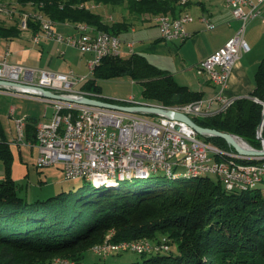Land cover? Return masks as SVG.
<instances>
[{
	"label": "trees",
	"instance_id": "1",
	"mask_svg": "<svg viewBox=\"0 0 264 264\" xmlns=\"http://www.w3.org/2000/svg\"><path fill=\"white\" fill-rule=\"evenodd\" d=\"M19 2L41 6L42 13L55 23L86 22L115 35L131 21L108 23L99 13L79 5L125 4L136 16L168 11L178 16L183 12L175 0ZM30 25L32 31L39 29L33 21ZM20 31L16 25L0 24V37L19 36ZM122 75L142 83L143 101L174 106L204 97L202 91L180 84L171 73L139 53L105 57L82 88L99 95L98 80ZM253 97L264 101V58L257 67L255 87L249 96L236 98L214 115L193 119L202 126L236 134L261 148L257 127L264 106ZM26 136L36 141V129L32 133L26 131ZM201 137L225 150H233L222 137ZM0 158L6 169V177L0 182V264H56L55 257L84 262L90 249L103 242L109 233L114 242L157 240L161 236L170 239L169 250L140 252L143 259L131 264H264V193L260 184L246 190H229L218 176L214 179L210 174L169 178L158 173L146 179H133L131 184L123 181L126 183L123 189L122 183L118 188H95L84 180L77 188L30 201L19 195L17 183L11 177L13 157L1 119Z\"/></svg>",
	"mask_w": 264,
	"mask_h": 264
},
{
	"label": "built area",
	"instance_id": "2",
	"mask_svg": "<svg viewBox=\"0 0 264 264\" xmlns=\"http://www.w3.org/2000/svg\"><path fill=\"white\" fill-rule=\"evenodd\" d=\"M226 5L242 21V26L197 66V72L207 74L217 88L212 97L166 106L139 101L131 95L116 103L171 108L192 118L211 116L230 106L238 98L227 94L231 72L242 52L250 50L245 38L248 22L260 18L264 23V0H236V5H229L228 0ZM0 15L6 16L12 22L28 23V30L31 29V21L38 24L39 29L32 32L34 43L39 44L44 38L50 39L59 44L76 47L90 55L87 60L90 73L84 75L73 70L60 72L13 62L7 58L9 51L0 58V80L21 83V86H0L1 91L32 95L54 107L51 117L37 122L34 141L38 147L37 167L60 164L67 180L115 179L117 176L135 173L150 176L174 169L204 170L214 172L229 190L243 186L247 181H259L264 177V156L243 155L235 150L224 151L203 139L193 127L182 120L162 114L151 118L147 115L152 113L130 112L42 94L41 87L75 99L82 96L99 99L98 94L83 89L82 85L93 76L95 68L105 57L122 55V39L112 33H103L100 29H80L61 34L56 29H51V24L41 25L36 17L10 11L9 2L0 4ZM107 17L112 22L117 21L114 14H108ZM202 19L208 29L215 27L210 18L202 16ZM193 20L190 17H170L154 22L159 28L162 40L184 41L190 36L185 24ZM126 45L133 49L132 41ZM253 98L264 106V101ZM215 102L219 104L217 108H214ZM44 116H47L46 110ZM15 122L18 131L17 143L23 142L27 120L22 117ZM237 139L242 146L250 147L246 140L240 137ZM28 143L31 145L33 141ZM261 144L264 147V140ZM169 241L167 236H161L157 240L140 238L112 241L92 251L104 257L122 250H132L140 254V251L170 249ZM57 264L85 263L65 259Z\"/></svg>",
	"mask_w": 264,
	"mask_h": 264
},
{
	"label": "crops",
	"instance_id": "3",
	"mask_svg": "<svg viewBox=\"0 0 264 264\" xmlns=\"http://www.w3.org/2000/svg\"><path fill=\"white\" fill-rule=\"evenodd\" d=\"M198 1L199 11L196 13L197 18H194L193 21L185 24L186 30L188 31L190 36L184 41L168 42L162 40L160 38V32H158L157 37L152 38V34L149 33V30H147L149 28H139V26L136 25L137 19L131 21V24L127 28L122 30L118 34V36L123 41V56H130L133 53H139L145 56L152 64L171 73L176 81L180 84L187 85L192 90L202 91L204 94L203 99H207L212 97L216 93L217 88L207 74H199L197 72V64H199L202 59L222 46L238 30L237 29L236 31H234L230 29L231 21L234 20L236 23L240 20L233 15L231 8L225 6L224 3L219 6L218 3H216V0ZM192 5V1L189 0L186 5L182 6L180 11L189 12L190 10H192ZM98 6H101V4H95L92 9L95 10ZM22 7L23 6H20L18 9H22ZM104 7L105 5L101 8ZM140 15H138V17H140ZM203 15L210 18V20L215 24L214 28H206V22L202 19ZM144 18L145 20H143L144 22H142L143 27H150L151 25L157 26L154 21H150L148 19L147 15L144 16ZM122 19L123 21H127L125 18ZM139 19L142 20L141 18ZM261 23L264 25L262 21ZM0 24L10 27L16 25V22L14 23L7 17L0 15ZM262 24L256 23L254 24V26ZM77 25L75 24V26H73V24L69 22L55 23L54 29H56L57 31V26H59V28L69 31L66 33H73L78 30ZM139 30H142L140 34L141 38H133L132 36L134 35L135 37ZM29 31L30 33H32V30ZM122 33L123 35H121ZM22 34L23 32L20 33L19 36L4 38L6 40V46L10 47V49H7L9 53L14 52V50H12V46L15 44V41L17 42L18 40H20ZM44 40V42L39 43L41 45V50L44 49L45 42H47L48 44L50 43V39L47 40L44 38ZM129 41L133 42L132 50L126 45V43ZM247 42L250 45V50L242 52L241 57L234 65L231 72L227 94L232 97L249 96L251 94L255 87V74L253 83L251 81L252 75L248 74L247 68H249L251 71L254 70L255 67L258 66L260 61L264 58L263 56L261 59L255 60V56L252 55V52L258 46V37H256L254 32H249V39L247 40ZM1 56L2 53H0V57ZM7 56H10V54ZM254 60L255 62H259L256 66V63L254 64ZM0 93H3L2 95L6 98L4 102L0 103V119L3 131L5 133V139L9 143V148L13 157L11 165V177L17 183V186L19 188L22 186L23 182H30L32 164L37 167L36 159L38 156V147L36 146L35 142H33L31 145L28 143V141H31V138L26 136V131L32 133L37 127V122L51 117L54 111V107L50 105L51 110L49 112L47 107H45L43 112L45 113L46 110L47 116H44L42 115L43 112L41 111V107L46 106V103L43 100L34 97L15 95L10 92L1 90ZM25 99H30L34 102L30 103ZM218 106L219 104L215 102L214 108H217ZM6 107L9 108V116H11V118L13 119L15 126L16 119L22 117L31 118L30 123L32 125H27V123L25 125V137L23 142L17 143L16 135H8V132L6 131L2 119V116L6 117V115H3V113H1L6 112V110L4 109ZM5 177V164L4 161L0 158V182L4 180Z\"/></svg>",
	"mask_w": 264,
	"mask_h": 264
},
{
	"label": "rangeland",
	"instance_id": "4",
	"mask_svg": "<svg viewBox=\"0 0 264 264\" xmlns=\"http://www.w3.org/2000/svg\"><path fill=\"white\" fill-rule=\"evenodd\" d=\"M6 1L9 2L10 0H6ZM12 1H14V2H12V4H14L13 6H15V0H12ZM191 1L193 4L192 5L193 7H192V10H190L189 12L195 18H197L196 13L199 11V9H198L199 8V1L198 0H191ZM227 1L228 0H216V3H218L219 6L223 3L225 6H227L226 5ZM94 3H96V2L81 3L79 6L80 7L85 6L88 9L92 10V4H94ZM20 4L23 6L22 10H26V11H29V10L35 11L36 10L37 12H41V13L43 12L41 6H39V5H36L33 3L23 5L21 2H20ZM97 4H101V6H98L94 10V12L99 13L105 22L114 23L108 19V17H107L108 14H114L115 17L117 18V21H123L122 18H125L127 21H134L135 19H137L136 25L139 26V28H149L147 30H149V33L152 34L151 37L152 38L157 37V34L159 32L158 31L159 28H157L156 25H151L150 27H146V26L143 27L142 26L143 25L142 22H144L143 20H145L144 16L150 15L149 13L142 14V15H140V17H138V16L132 14L129 11L127 5H125V4L120 5V6L108 5L110 7L105 5L104 8H101L102 6H104V4H102V3H97ZM139 18H141L142 20H140ZM252 21H253V23H252ZM56 23H58V22H56ZM84 23H86V22H84ZM256 23L262 24L260 18L249 21L247 26H246V31H245V38L247 40L249 39V32L250 31L254 32L256 37H258V43H257L258 46L252 52V55L255 56V60L261 59L264 56V25L262 24V25L254 26V24H256ZM72 24H73V26H75V24H77V23H72ZM16 25L21 30L20 33L23 32V34H22L20 40H18L17 42L16 41L14 42L15 44L12 46V50H14V52H10V56H7V58L10 61L18 62V63L25 64L28 66H32L35 68H45V69H50V70L60 71V72H69L70 70H73L74 72H76L77 74H80V75L90 73V70L88 69V67L86 65L87 60L90 58L89 54L82 52L81 50L77 49L76 47H73V46H70L67 44H59L53 40H50L49 44L47 42H45L44 43V49L41 50L40 49L41 45L34 43V41L32 39V35H31L32 33H30V31L28 29L22 28V26H20L19 23H16ZM240 26H242V21L235 23V21L233 20V21H231L230 29L236 31L237 29L240 28ZM30 30H32V29H30ZM142 30H139L138 33L136 34V36L134 37V35H133L132 37L140 39L141 38L140 34H141ZM57 31L61 34H67L66 32H69V31H66V30L59 28V26H57ZM121 35H123V33ZM44 41L45 40L43 39V41H41V42H44ZM168 42H172V41H168ZM17 44H18V46H17ZM7 49H10V47L6 46V40L4 38L0 37V51H1L0 53H2L1 57H4ZM255 60H254V64L256 63L255 64V66H256L259 62H255ZM258 61H260V60H258ZM256 67H258V66H256ZM256 67L252 71L249 68H247L248 74L252 75L251 81L253 83H254V74H255V71L257 69ZM98 84L101 86V92L99 94V97L114 100V102H112V103L117 104L116 101H118V102L123 101L131 95L134 96L136 100L143 101V97H142L143 85H142V83L132 80L129 75H122V76L110 78V79H101V80H98ZM18 86H20V85H18ZM2 94L3 93H0V103L4 102L6 99ZM56 94H58V93H56ZM15 95H17V94H15ZM59 95H61V94H59ZM22 96H25V95H22ZM26 96L36 98L35 96H32V95H26ZM52 98H55V97H52ZM99 99H101V98H99ZM25 100H27L30 103L34 102V101H31L30 99H25ZM101 100H103V99H101ZM45 107H47L48 112L51 110V106L46 104V106L41 107L42 112H43ZM4 109L6 110V112H1V113H3V115H6V117L2 116V119H3L4 126L6 128V131L8 132V135L11 134V135H16V137H18L17 128L14 124L13 119L11 118V116H9V108L6 107ZM263 110H264V107H263ZM42 115H44V112L42 113ZM147 116L151 117V118L158 117L157 114H150ZM9 128H10V130H9ZM238 137H240V136L237 135V138ZM240 138H242V137H240ZM221 149L224 151H227V152H233L234 151V150H231V151L225 150L223 148H221ZM226 156L231 157L229 155H226ZM210 177L217 179L216 174H210ZM30 179H31L30 182L25 181V182H23V184L21 183L22 186L18 188L19 195L27 198L30 201L36 200V199H47V198L54 196V195H57L63 191H69L71 189H74V188L81 186L83 181H84V179H76V180L65 179V176L63 173V168L60 164L49 165V166L40 167V168L36 167L35 165L32 164V171H31ZM85 181H88V180L85 179ZM123 181H127V184H131L133 182V179L120 180V181H118L119 182L118 185L104 186V187H110V188L111 187H117L118 188V186ZM124 184H126V183H122L120 186L122 189H123ZM99 187H101V186H99ZM259 187L262 188V192L264 193V182L263 183L261 182ZM107 236H110V237L107 238ZM111 236H112V233H109L106 235L105 239L107 238L110 241ZM105 239L103 242H100V244L104 243L107 240V239L106 240ZM96 245L97 244H95L92 247V249H90V251L88 252V255H87V257L83 263H85V264H131L134 261H141L143 259L141 254H139L135 251H132V250H122L119 253H114V254L108 255L106 257L100 256V255H97L96 253H94L92 251V250H94V247ZM174 252H176V249L174 250ZM59 259H69V258L55 257L54 262L56 264L60 263V262H58Z\"/></svg>",
	"mask_w": 264,
	"mask_h": 264
},
{
	"label": "water",
	"instance_id": "5",
	"mask_svg": "<svg viewBox=\"0 0 264 264\" xmlns=\"http://www.w3.org/2000/svg\"><path fill=\"white\" fill-rule=\"evenodd\" d=\"M4 85H9V86H21V83L17 82H12V81H5V80H0V86ZM42 94L50 97H55V98H60V99H65V100H71L79 103H85V104H90V105H97V106H102V107H111V108H118L130 112H146V113H152V114H162L166 115L168 117H172L178 120H182L186 122L188 125L193 127L201 136H218L224 138L227 143L238 153L243 154V155H253V156H264V147L261 146V148L254 147L250 145V147H244L242 146L238 141H237V135L230 133V132H224L220 131L215 128L211 127H205L200 124H198L192 117L189 115L177 111L175 109L171 108H164V107H159V106H149V105H120V104H115L112 102L104 101L101 99L97 98H92L88 96H82L80 98H71V97H66L62 96L59 94H56L52 92L51 90H47L45 88H40ZM27 121L31 122V118L27 117ZM263 127H264V110L262 113V119L261 122L259 123L257 127V138L262 141L264 140V135H263ZM150 176H144V175H135L133 178L130 179H146L149 178ZM130 179H124V180H130ZM76 180V179H75ZM85 180V179H84ZM120 181V180H118ZM117 180H98V181H87L89 182L92 186L97 187L99 184H105V185H114L119 183Z\"/></svg>",
	"mask_w": 264,
	"mask_h": 264
},
{
	"label": "bare ground",
	"instance_id": "6",
	"mask_svg": "<svg viewBox=\"0 0 264 264\" xmlns=\"http://www.w3.org/2000/svg\"><path fill=\"white\" fill-rule=\"evenodd\" d=\"M175 1L178 3V5H181V6L186 5L189 2V1L187 2V0H175ZM12 2H14V1H12V0L9 1L10 7H11L10 11H15V12H18V14H26V15L31 16V17H36V19L38 20L39 23H41V25H50L51 24V29H54L53 27L55 25V22L51 18H49L46 15H44L43 13L37 12L35 10L36 8L34 9L35 11H33V10L32 11L31 10L26 11V10L18 9L19 5H20L19 0H15V6H13L14 4H12ZM0 4H8V1L0 0ZM229 5H236V0H229ZM94 6H95V4L92 5V8ZM147 16H148V19L150 21H161V20H164V19H168L170 17H178V19H186V18H189V17L190 18H195L192 14H190L189 12H186V11L182 12L178 16L173 15V13L171 11H169V12H160V13L158 12L156 14H152V15L150 14V15H147ZM19 24H20V26H22V28H27V25H28V23H19ZM77 28H78V30H80V29L90 30V31H97L98 30L95 27H93L91 25H88L86 23H79L77 25ZM206 28H207V26H206ZM103 33H109V32L103 31ZM237 141H238V139H237ZM160 174H164V175L168 176L169 178H171V177L172 178H178V177H185V178L193 177L194 178V177H199V176L206 175V174H214V172L204 171V170L189 171V170H186V169H174L173 171H164L163 173H160ZM135 175H143V173H135V174H127V175H123V176H117V178H115V179H96V180H92V181H98V180H117L118 181V180H124V179H127V178L128 179L133 178V176H135ZM144 176H146V175H144ZM263 180H264V177H262V179H260L259 181H247V183H245L243 186H238L237 188L238 189H242V190H246V189H249V188H254V187L258 186ZM88 181H90V180H88ZM118 184L119 183L114 184V185H118ZM99 186H112V185H105V184L97 185V187H99ZM105 243H112V242H111V240L109 241V239H107L102 244L98 243L94 247V249L95 248H101ZM158 250H169V249H158ZM140 252H148V251H140ZM63 260H65V259H59L58 262H63Z\"/></svg>",
	"mask_w": 264,
	"mask_h": 264
}]
</instances>
